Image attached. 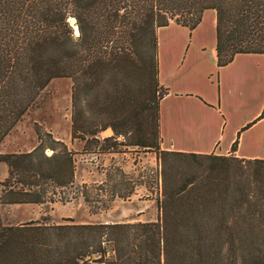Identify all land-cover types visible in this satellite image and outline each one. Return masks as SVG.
Segmentation results:
<instances>
[{
    "label": "trees",
    "instance_id": "1",
    "mask_svg": "<svg viewBox=\"0 0 264 264\" xmlns=\"http://www.w3.org/2000/svg\"><path fill=\"white\" fill-rule=\"evenodd\" d=\"M209 10L219 68L264 55V0H0V147L50 83L68 79L81 154L143 148L162 162L157 221L13 226L0 213V264H264V161L161 148L158 31L174 22L192 32ZM36 134L32 151L0 153V206L91 207L98 184L76 183L79 153ZM122 171L100 185L127 200L135 190L114 183Z\"/></svg>",
    "mask_w": 264,
    "mask_h": 264
},
{
    "label": "crops",
    "instance_id": "2",
    "mask_svg": "<svg viewBox=\"0 0 264 264\" xmlns=\"http://www.w3.org/2000/svg\"><path fill=\"white\" fill-rule=\"evenodd\" d=\"M216 47L213 10L192 32L174 22L159 29V84L167 92L160 103L161 148L264 161V55H238L219 68Z\"/></svg>",
    "mask_w": 264,
    "mask_h": 264
},
{
    "label": "rangeland",
    "instance_id": "3",
    "mask_svg": "<svg viewBox=\"0 0 264 264\" xmlns=\"http://www.w3.org/2000/svg\"><path fill=\"white\" fill-rule=\"evenodd\" d=\"M71 95L72 82L57 79L43 92L38 103L29 110L16 125L0 147V153H27L38 145L36 130L46 140L48 133L63 141L69 149L79 153L76 156L77 184L96 183L89 192L93 204L88 207L82 198L69 203H55L28 206H0V213L6 225H20L32 221L49 224H98L155 222L159 213L157 201L162 192V162L149 149L125 148L120 155L86 156L81 154L83 146L71 139ZM47 151V155H51ZM122 168L125 178L116 176L114 183H120L118 191L125 192V184L136 191L127 200L112 198L109 186L100 184L108 173L116 175L115 169ZM8 176V169L0 165V182ZM113 191V190H112Z\"/></svg>",
    "mask_w": 264,
    "mask_h": 264
},
{
    "label": "water",
    "instance_id": "4",
    "mask_svg": "<svg viewBox=\"0 0 264 264\" xmlns=\"http://www.w3.org/2000/svg\"><path fill=\"white\" fill-rule=\"evenodd\" d=\"M72 21H75L74 24L72 23V27L76 30L75 35H76L77 37H79L80 34H79L78 24H77V22H76L75 19H72ZM111 135H113V131H112L111 129H108L107 131H105V132L102 134L103 137H108V136H111Z\"/></svg>",
    "mask_w": 264,
    "mask_h": 264
},
{
    "label": "snow or ice",
    "instance_id": "5",
    "mask_svg": "<svg viewBox=\"0 0 264 264\" xmlns=\"http://www.w3.org/2000/svg\"><path fill=\"white\" fill-rule=\"evenodd\" d=\"M71 23H73V24H74V23H75V21H71Z\"/></svg>",
    "mask_w": 264,
    "mask_h": 264
},
{
    "label": "bare ground",
    "instance_id": "6",
    "mask_svg": "<svg viewBox=\"0 0 264 264\" xmlns=\"http://www.w3.org/2000/svg\"><path fill=\"white\" fill-rule=\"evenodd\" d=\"M75 32H76V30H75Z\"/></svg>",
    "mask_w": 264,
    "mask_h": 264
}]
</instances>
